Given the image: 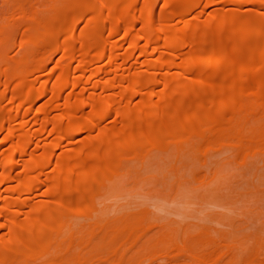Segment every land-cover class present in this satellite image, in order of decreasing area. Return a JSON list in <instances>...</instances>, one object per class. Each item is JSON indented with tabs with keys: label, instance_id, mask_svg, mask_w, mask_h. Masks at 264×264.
<instances>
[{
	"label": "bare ground",
	"instance_id": "bare-ground-1",
	"mask_svg": "<svg viewBox=\"0 0 264 264\" xmlns=\"http://www.w3.org/2000/svg\"><path fill=\"white\" fill-rule=\"evenodd\" d=\"M0 264H264V0H0Z\"/></svg>",
	"mask_w": 264,
	"mask_h": 264
},
{
	"label": "rangeland",
	"instance_id": "rangeland-1",
	"mask_svg": "<svg viewBox=\"0 0 264 264\" xmlns=\"http://www.w3.org/2000/svg\"><path fill=\"white\" fill-rule=\"evenodd\" d=\"M197 197V196H196ZM196 197H194V198H196ZM199 206V208H201L200 207V205H199V203H197V202H193V203H190L189 204V208H188V211H189V213H190V215H193L191 218H196V216L197 215H194V213H196L197 214V210H196V207H198ZM184 206H183V204L182 203H171L169 206H168V208H172V209H178V208H183ZM185 208V207H184ZM200 210V209H199ZM205 212V211H204ZM163 213V212H162ZM169 214V213H168ZM173 214H175V213H170V215L172 216ZM200 215H203V212H201L200 211V213H199ZM172 217H175V218H177V219H181V218H184L185 216H184V214H180V215H178V216H175V215H173ZM187 218V217H186ZM191 218H188L189 220H191ZM188 219H186V220H188ZM192 219V220H193ZM197 219V218H196ZM206 219V221H207V218H205ZM195 220V219H194ZM193 220V221H194ZM200 219H198V221H199Z\"/></svg>",
	"mask_w": 264,
	"mask_h": 264
}]
</instances>
